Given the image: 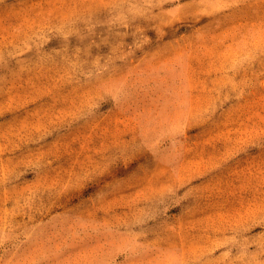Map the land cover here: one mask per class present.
Instances as JSON below:
<instances>
[{
  "label": "rangeland",
  "instance_id": "374dc122",
  "mask_svg": "<svg viewBox=\"0 0 264 264\" xmlns=\"http://www.w3.org/2000/svg\"><path fill=\"white\" fill-rule=\"evenodd\" d=\"M0 264H264V0H0Z\"/></svg>",
  "mask_w": 264,
  "mask_h": 264
}]
</instances>
